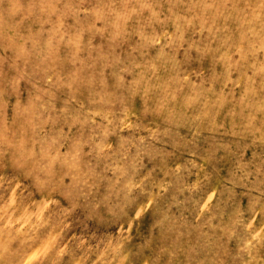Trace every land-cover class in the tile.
I'll use <instances>...</instances> for the list:
<instances>
[{
    "label": "rangeland",
    "instance_id": "rangeland-1",
    "mask_svg": "<svg viewBox=\"0 0 264 264\" xmlns=\"http://www.w3.org/2000/svg\"><path fill=\"white\" fill-rule=\"evenodd\" d=\"M0 264H264V0H0Z\"/></svg>",
    "mask_w": 264,
    "mask_h": 264
}]
</instances>
